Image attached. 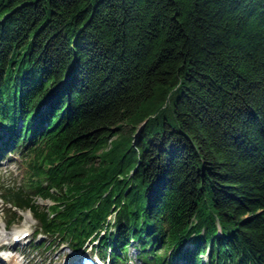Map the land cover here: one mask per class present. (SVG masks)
Here are the masks:
<instances>
[{
  "label": "trees",
  "instance_id": "obj_1",
  "mask_svg": "<svg viewBox=\"0 0 264 264\" xmlns=\"http://www.w3.org/2000/svg\"><path fill=\"white\" fill-rule=\"evenodd\" d=\"M27 156L0 199L36 251L264 264V0H0V160Z\"/></svg>",
  "mask_w": 264,
  "mask_h": 264
},
{
  "label": "rangeland",
  "instance_id": "obj_2",
  "mask_svg": "<svg viewBox=\"0 0 264 264\" xmlns=\"http://www.w3.org/2000/svg\"><path fill=\"white\" fill-rule=\"evenodd\" d=\"M27 160L29 161V156L24 159L14 157L11 162L10 158L3 161L0 160V197L3 195L2 187L4 185H19L22 182H27L29 178V174L26 173ZM38 201L42 206L50 207L53 205L50 201H43L40 199ZM6 209V206L0 199V233L3 232L8 238V241L5 240L3 243H0L1 259L2 256L10 254L16 256L19 260V264H80V260L76 257L77 255L72 253L69 246L64 244L61 240L56 243H54V240H49L50 242L47 244L48 249L46 251L33 250L32 244L34 241L43 243L41 245L46 244L48 241L47 237L44 235H40L39 237L36 236L37 233L35 231L38 226L37 221L29 211L19 212V216L22 217L19 224L9 230L7 224L10 218V213L8 212V209ZM24 230H29L30 237L26 238L22 244L20 243L18 245V247L11 248L10 245L13 243L11 241L13 236ZM87 247V252L85 254H88L91 251V246L87 245ZM1 248H4V250H8L9 252H3ZM130 257L134 264H143L141 261L136 260V252L134 249H131ZM0 264L3 263L0 261Z\"/></svg>",
  "mask_w": 264,
  "mask_h": 264
},
{
  "label": "bare ground",
  "instance_id": "obj_3",
  "mask_svg": "<svg viewBox=\"0 0 264 264\" xmlns=\"http://www.w3.org/2000/svg\"><path fill=\"white\" fill-rule=\"evenodd\" d=\"M29 235V230L20 231L19 233H16L11 241L13 242L10 247L16 248L22 241H24ZM5 240L8 241L7 236L1 232L0 233V243H3ZM0 261L5 264H19V260L16 258L15 255L11 256H3L2 259L0 258ZM5 262V263H4Z\"/></svg>",
  "mask_w": 264,
  "mask_h": 264
}]
</instances>
